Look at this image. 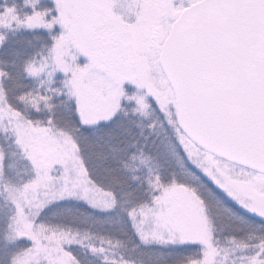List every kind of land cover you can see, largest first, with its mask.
<instances>
[{"label": "snow or ice", "instance_id": "6c2138e0", "mask_svg": "<svg viewBox=\"0 0 264 264\" xmlns=\"http://www.w3.org/2000/svg\"><path fill=\"white\" fill-rule=\"evenodd\" d=\"M0 264H264V0H0Z\"/></svg>", "mask_w": 264, "mask_h": 264}]
</instances>
